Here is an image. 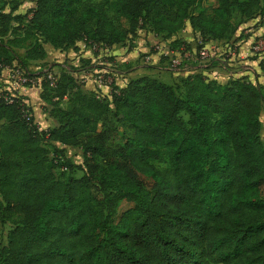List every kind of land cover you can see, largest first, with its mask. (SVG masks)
Wrapping results in <instances>:
<instances>
[{
    "label": "trees",
    "instance_id": "16d2710c",
    "mask_svg": "<svg viewBox=\"0 0 264 264\" xmlns=\"http://www.w3.org/2000/svg\"><path fill=\"white\" fill-rule=\"evenodd\" d=\"M199 2L34 0L21 11L22 0H0V75L18 66L42 77L39 98L55 121L40 128L23 96L9 103L0 94V224H12L0 264H264L262 87L246 76L218 82L203 73L217 60H197L204 43L228 42L252 17L264 22V0H216L194 12ZM187 23L192 41L172 39ZM141 30L192 55L196 64L183 58L174 68L191 72L171 84L129 78L101 95L82 90L71 66L53 82L50 70L29 69L45 45L131 49ZM260 55L264 73V46ZM119 125L131 133L122 143ZM46 142L63 146L50 157ZM66 145L81 149V164L64 158ZM123 201L132 205L115 213Z\"/></svg>",
    "mask_w": 264,
    "mask_h": 264
},
{
    "label": "rangeland",
    "instance_id": "374dc122",
    "mask_svg": "<svg viewBox=\"0 0 264 264\" xmlns=\"http://www.w3.org/2000/svg\"><path fill=\"white\" fill-rule=\"evenodd\" d=\"M33 1L34 0H22L23 5L20 7V10L23 11L26 8L32 6ZM86 1L92 4H97L101 0H86ZM215 3H216V0H200L199 4L195 6L193 11L196 12L198 11L199 8L202 7V8H206L207 12H210L212 6H214ZM109 14L111 15L110 12ZM237 20H238V14L237 12L234 11L233 21L236 22ZM187 25L188 24H186L184 29L180 31L181 33L180 38L183 40H185V38H188V37L193 39L192 30ZM263 29H264V22H262V20L256 16L252 17L245 23H241V25L238 27L235 33L233 32L232 34H230L229 41L227 43L235 44V42L237 41L236 38L242 39V38H248L249 36H252L248 46L252 48V51L254 54L252 56L250 55L249 57L257 58L258 54L259 55L261 54V50L264 46ZM140 39L141 40H138V37L134 38L135 42L132 41V44L134 45V47H136L137 45H141L143 47L146 46L147 48L145 49L138 48V50H133L132 54L129 56L130 61L128 62L120 63V61H115V59L113 60L111 59V57H106V54H107L106 50H97L98 52L96 51V49H89V48H86V49L83 48V50H81V46L79 45L80 47H76L77 51L79 52H77L75 55H72V53L67 55V50L63 52V51H60L59 49L50 47L48 61L44 63H42L41 61L31 62L29 65V69L31 71H37L43 68V69L50 70V72H52L53 74H59L60 70L62 69L67 70V67L71 66L75 70L72 73L75 75L77 83L79 84L82 90L84 91L93 90L101 95L108 94L110 90V84H116L119 86V85H122V83H125L129 78H134V77H138L141 75L153 74V73H148L146 71V69H150L152 67L150 64L152 60L151 59L147 60V58H145L146 56L150 55V52H157L158 56H162V58L164 59L163 62H166L165 66L170 68L168 64V60L165 59L166 57H164V55L161 53L165 51L166 48L168 47L167 41H165L161 36H156L155 38L153 36V37H150L149 39H146V35L145 36L143 35L141 36ZM216 46L219 47L218 44ZM210 47L211 48L209 49V56L207 60H204V62L206 63L210 62L212 59L215 58L217 54L219 55L218 57L222 58L221 60H219V62L227 61L228 56H226L227 54L225 53V51L223 52L221 50H217L215 47H212V45H210ZM234 47H236V45H234ZM115 49L117 50L120 49V51L122 52L121 53L122 57H124L127 53L126 47L124 46L122 47L115 46ZM18 52H21V50H19ZM83 54L84 56H81ZM70 56H73V58ZM73 60H76V62L72 63ZM185 60L186 62L192 61L191 59L190 61L188 59H185ZM87 61L88 62L92 61L94 62L96 66H99V67L102 66V68H94L90 70V68L87 67L88 65ZM192 62L193 64H196V61H192ZM138 64L139 65L142 64V65L138 67ZM240 66L241 64L236 65V66L234 65L229 66L230 69H233L231 73L233 71L239 73V71L241 70ZM79 68H83V69L79 70ZM130 71H134V72L130 76H128L127 74ZM100 73L103 74V79H102L101 85L98 86L96 82L97 80L96 76ZM229 75L230 74H228L227 76ZM212 77L213 76L210 75V78ZM250 77L253 83L259 84L262 87V91L264 94V73L260 70V73H255L253 76H250ZM123 78H126V79L123 80ZM4 86H6V83L1 84V88H3ZM40 91H41L40 89H38L37 91L34 90L33 91L34 93L32 94V97H31L32 100L30 101V99H28L27 102L30 104V106L32 104L35 107V110L39 114H40V111L42 114L44 113L43 115L41 114V116H43L46 119V121H48V117L50 118V116H48V114L45 112V110H43V108L45 107L46 110H48L51 108V106L49 102H47L44 99L39 98ZM24 98L26 99V97ZM260 120H261L260 136H261L262 142L264 143V106L261 111ZM46 128H51V127L50 125L46 124L44 129ZM118 131L119 133H118V137L116 141L119 143H122L124 141V138L131 134L129 130L125 129V127L121 125L118 126ZM61 146L63 145L59 142H46L45 143V147L50 152L49 153L50 157L56 154L54 151L55 148H59ZM64 148H65L64 155H63L64 158L70 160L74 164L82 163L81 149L79 147L66 145L64 146ZM153 166L160 172L164 173L165 175L170 176L171 174L170 166L165 160H155L153 162ZM56 174L59 177H64L67 173L65 172V174H62L61 170L57 169ZM81 174L82 172L80 170H75L74 172H72V175L75 177H78ZM134 177L136 181L143 186L148 187L151 185L150 180L139 173L134 174ZM131 205H132L131 201L120 202L116 208L115 213L118 214V212L124 210L125 208ZM11 227H12V224L10 222L0 224V246L6 244L7 232Z\"/></svg>",
    "mask_w": 264,
    "mask_h": 264
},
{
    "label": "crops",
    "instance_id": "0c3cea01",
    "mask_svg": "<svg viewBox=\"0 0 264 264\" xmlns=\"http://www.w3.org/2000/svg\"><path fill=\"white\" fill-rule=\"evenodd\" d=\"M187 26L190 27L189 24ZM180 34H181L180 31L177 32V34L172 36V39H174V38L181 39L180 38L181 37ZM143 35L144 36L146 35V39H149L150 37H153V35H150L149 33H146L145 31L141 30L137 34L138 40H141L140 38ZM251 37L252 36H249L248 38H242V39L241 38H236L237 41L235 42L234 45H236L235 49L236 48L237 49H236V56L234 57V59L228 57L226 62H219V60H221L222 58L218 57L219 55L217 54L215 56L216 59L214 58L215 60H217V63L214 66L208 68V70H206L204 72H206L209 76L212 75L213 76L212 79H214V80H216L218 82H221V83L225 82L226 80H228L231 77H239L240 75L241 76H246V78L248 80H251L250 76H253L255 73H260V70H261L260 67H259L260 55L258 54L257 58L249 57L250 55L252 56L254 54L253 51H252V48L248 46L249 43H250ZM154 38H155V36H154ZM165 41L168 42V41H170V39H166ZM184 41L191 42L192 38H189V37L185 38ZM224 41L225 40L214 41V42H211V45H212V47H215L217 50H221V51L224 52L225 49L227 48V46L229 45V43L224 42ZM133 42H135V40H133ZM217 44L219 45V47L216 46ZM79 45L81 46V50H83V48L84 49L89 48V47L85 46L82 42H77L74 47H70V48L66 49L67 50V55H69L71 53H72V55H75L77 52H79L76 49V47H80ZM115 46H121L122 47L123 45H114V46H112L111 48L107 49V54L106 55L108 57H111V59H113V60L115 59V61H120V63L130 61L129 60V56L132 54L133 50H138V48L139 49L147 48L146 46L143 47L141 45H137L136 47H134V45H133L131 49H128V46H124V47H126V52L127 53H126V55L124 57H122L121 56L122 52L120 51L121 48L119 50H117V49H115ZM45 47L47 49L46 58L43 59V60H33V61H30V63L31 62H37V61H41L42 63H44V62L48 61L49 49H50L51 46L50 45H45ZM89 49H91V48H89ZM66 50H63V52H65ZM166 50H169L168 47L166 48ZM169 52L172 53L174 51H170L169 50ZM19 54L23 55V52L21 51V52H19ZM81 56H84V54L81 55ZM70 57L73 58V56H70ZM145 58H147V60L148 59L152 60V62L150 63L152 67L150 69H146V71L148 73H153V74H150L148 76H150L152 78H155V79H158V80L163 81V82L168 83V84L177 82L179 79L184 78L187 74H189L191 72L188 69L190 67H187V65H186V67L184 69H176V70L170 71V69L165 66L166 62H163L164 59L162 58V56H158L157 52H150V55L146 56ZM188 60L190 61V59H188ZM191 60H193V57L191 58ZM74 62H76V60H73L72 63H74ZM190 63L191 62H188V65ZM240 64H241V66H240L241 70L239 71V73L238 72H234V71L231 73V71L233 69H230L229 66H233V65L236 66V65H240ZM140 65H142V64H140ZM140 65L138 64V67ZM189 66H191V65H189ZM43 70L44 69L42 68L41 71H43ZM7 71H8V68H5L1 72V74L5 78L4 82H6V83H7V80H6ZM37 71H40V70H37ZM133 72L134 71H130L127 75L130 76ZM228 74H230L229 75L230 77L227 76ZM125 79L126 78H123V80H125ZM124 84L125 83H122V85H119V86H123ZM34 90L37 91L38 88L23 87L20 90H18V94L23 96V97H26L27 101H28V99H30V101H31L32 100L31 97H32V94L34 93L33 92ZM31 107H32V110H33V115H34L35 122L37 123V125L40 128H44L46 126V124L50 125V127H53L55 125V121L51 117L50 118L48 117V121H46V119L43 116H41V114H42L41 111H40V114H39L35 110V107L32 104H31Z\"/></svg>",
    "mask_w": 264,
    "mask_h": 264
},
{
    "label": "built area",
    "instance_id": "2783aa9c",
    "mask_svg": "<svg viewBox=\"0 0 264 264\" xmlns=\"http://www.w3.org/2000/svg\"><path fill=\"white\" fill-rule=\"evenodd\" d=\"M200 43V40H199ZM211 42L208 43H204L198 50V55H197V60L199 61V63H204V60H207L208 56H209V49ZM92 49H97L96 47H93ZM263 49V48H262ZM98 50H106L107 48H99ZM105 51V52H106ZM104 52V53H105ZM225 52L227 54V56L229 58H233L236 56V49L234 47V44L229 43V45L227 46V48L225 49ZM262 52V50H261ZM164 56H169V61H170V68L169 69H173L177 68L180 64L183 58L185 59H191L193 56L190 55L188 52H185L181 55V53L179 51H174V52H169V50H165L163 52H161ZM262 58V56L260 55V59ZM193 59H195L193 57ZM204 74H206V76H208L210 78V76L206 73L203 72ZM4 77L1 74L0 75V94H2V91H5L6 93L2 95V97L4 98V100H6L7 102H12L13 98L18 94V90H20L23 87H33V88H41V82H42V77H30L28 76L25 71L23 69H21L18 66L12 67V68H8L7 74H6V80L7 83L4 82ZM47 79H50L52 82L56 79L55 74H53L52 72H48L47 74ZM96 82L98 84V86L101 85L102 83V79H103V74H98L96 76ZM2 83H6V86H4L3 88H1V84Z\"/></svg>",
    "mask_w": 264,
    "mask_h": 264
}]
</instances>
